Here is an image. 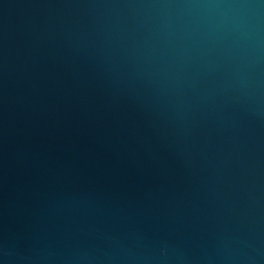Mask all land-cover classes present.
<instances>
[{"label": "water", "instance_id": "obj_1", "mask_svg": "<svg viewBox=\"0 0 264 264\" xmlns=\"http://www.w3.org/2000/svg\"><path fill=\"white\" fill-rule=\"evenodd\" d=\"M0 264H264V0H0Z\"/></svg>", "mask_w": 264, "mask_h": 264}]
</instances>
